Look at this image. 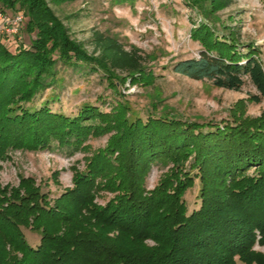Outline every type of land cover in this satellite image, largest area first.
Masks as SVG:
<instances>
[{"label": "trees", "instance_id": "obj_1", "mask_svg": "<svg viewBox=\"0 0 264 264\" xmlns=\"http://www.w3.org/2000/svg\"><path fill=\"white\" fill-rule=\"evenodd\" d=\"M232 2L190 0L205 20L190 30L203 49L176 60L171 71L234 91L249 82L256 93L247 98L259 103L258 49L252 42L239 49L235 27L223 26L220 35L214 29L215 12ZM0 11L22 13L24 30L34 34L28 46L13 48L0 36V160L15 150L90 152L84 168H74L72 185L53 199L32 176L0 184V264H264L254 249L264 246V111L247 116L239 104L220 121L199 122L154 112L149 102L142 117L121 92L108 111L90 102L74 115L53 110L55 93L35 106L60 84L58 65L102 72L114 91L125 78L153 82V71L137 46L102 31L92 32L97 56L89 55L45 0H0ZM102 135L105 145L91 150L88 140ZM154 164L167 168L147 189ZM195 179L199 205L189 211L184 193ZM102 192L111 194L103 204L96 201ZM24 228L38 234L36 245Z\"/></svg>", "mask_w": 264, "mask_h": 264}, {"label": "rangeland", "instance_id": "obj_2", "mask_svg": "<svg viewBox=\"0 0 264 264\" xmlns=\"http://www.w3.org/2000/svg\"><path fill=\"white\" fill-rule=\"evenodd\" d=\"M54 16L66 29L69 38L89 55L97 56L91 44L94 30L116 35L125 44L137 46L146 55V65L153 71V82L124 83L114 91L102 72L81 74L72 68L57 66L60 84L46 89L34 100L39 106L43 100L57 98L49 103L56 111L74 115L80 105L90 102L108 111L111 103L118 99L121 92L132 107L142 117L146 107L152 104L154 112H168L183 120L220 121L226 118L228 110L242 104L247 116H258L264 111V99L259 103L248 100L250 93H256L255 87L246 82L239 91L212 86L205 81L194 80L171 71L172 64L183 58L197 56L202 48L198 40L190 36L191 28L205 21L190 0H134L133 2L114 3L113 0H45ZM217 20L214 29L220 34L227 33L223 26L235 27L240 32L241 46L252 42L259 51L264 65V0H233L226 8L215 12ZM27 17L24 18L17 39L8 37L6 44L13 48L14 42L28 46L34 34L25 30ZM212 26V25H211ZM213 27V26H212ZM8 41V42H7ZM10 43V44H9ZM15 43V44H16ZM10 48V49H12ZM122 74H118L122 76ZM108 135L90 138L91 150L105 145ZM90 152L78 151L68 155L60 150H40L27 152L15 150L9 152V158L0 160V184L16 186L21 176L34 177L43 192L53 199L64 189L72 185L74 168L82 170L84 156ZM160 164H154L149 171L145 186L151 189L166 170ZM199 182L184 193L187 209L190 211L199 205ZM111 196L100 193L96 201L103 204ZM26 240L36 245L37 233L24 228ZM149 243H151L149 241ZM254 249L264 253V246L255 244Z\"/></svg>", "mask_w": 264, "mask_h": 264}, {"label": "built area", "instance_id": "obj_3", "mask_svg": "<svg viewBox=\"0 0 264 264\" xmlns=\"http://www.w3.org/2000/svg\"><path fill=\"white\" fill-rule=\"evenodd\" d=\"M23 22L24 16L20 12L7 14L0 11V36L17 39L21 32Z\"/></svg>", "mask_w": 264, "mask_h": 264}]
</instances>
